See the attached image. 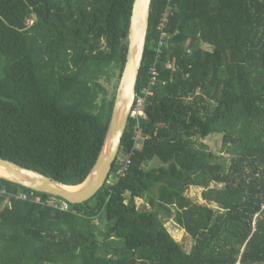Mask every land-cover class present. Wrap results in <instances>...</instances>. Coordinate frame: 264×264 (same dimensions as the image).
Here are the masks:
<instances>
[{
	"label": "trees",
	"instance_id": "trees-1",
	"mask_svg": "<svg viewBox=\"0 0 264 264\" xmlns=\"http://www.w3.org/2000/svg\"><path fill=\"white\" fill-rule=\"evenodd\" d=\"M133 2L0 0V158L64 186L86 180ZM154 66L143 138L130 117L92 199L64 208L0 178V264H264V0H153L138 95ZM212 136L219 153L204 143ZM169 220L193 239L190 251Z\"/></svg>",
	"mask_w": 264,
	"mask_h": 264
},
{
	"label": "water",
	"instance_id": "water-1",
	"mask_svg": "<svg viewBox=\"0 0 264 264\" xmlns=\"http://www.w3.org/2000/svg\"><path fill=\"white\" fill-rule=\"evenodd\" d=\"M153 0H134L127 39L125 65L120 76L111 118L103 146L86 180L77 191L66 189L55 180L14 162L0 158V175L16 185L29 190L59 197L73 205L92 199L108 181L117 160L124 133L128 127L131 111L137 95V83L144 59Z\"/></svg>",
	"mask_w": 264,
	"mask_h": 264
},
{
	"label": "built area",
	"instance_id": "built-area-1",
	"mask_svg": "<svg viewBox=\"0 0 264 264\" xmlns=\"http://www.w3.org/2000/svg\"><path fill=\"white\" fill-rule=\"evenodd\" d=\"M166 21H167V17H164L163 20H162L161 25L158 27V30H160L161 33H162V40L160 42V47L163 45V39L166 37V33L163 30ZM149 74H150V77H151L149 87L146 88V90H145V92L143 94H141V95L137 94L136 95L135 101H134V105H133V108H132V111H131V115H130L131 118L136 120L135 133H136V140L137 141H139V139L143 138L142 130H141V127H140V122H141V120H144V119L147 118V113H146V109H145V106H146V102H145L146 95L150 94L151 88L158 81L159 72H158V69L156 68V66H154V67H152L150 69ZM130 163H131V161L128 160L124 165L122 164L121 169L116 173V175H114L115 179L112 182H115L116 180L119 179L120 175L124 174V172L130 166ZM0 193L7 194L8 192H7L6 189H2ZM18 198L26 200V199H28V194L21 193L20 195L17 196V199ZM36 201L40 202L41 200L38 197V198H36ZM55 207H58V206H55ZM63 207L64 208L68 207L67 202L64 201Z\"/></svg>",
	"mask_w": 264,
	"mask_h": 264
},
{
	"label": "rangeland",
	"instance_id": "rangeland-1",
	"mask_svg": "<svg viewBox=\"0 0 264 264\" xmlns=\"http://www.w3.org/2000/svg\"><path fill=\"white\" fill-rule=\"evenodd\" d=\"M117 79L115 80L113 85L109 86L110 97H112L114 93H116L117 91V90L115 91V86L116 85L118 86ZM204 143H206L209 146L210 150H212L215 153H219L221 148V136L209 137L204 140ZM202 192H203L202 189L193 187L188 191V195L198 203H205L206 201L203 200ZM95 223L98 225L101 224L100 220L98 219L95 220ZM166 227L170 232V234L173 236V238L178 243H180L184 249L188 251L191 250L194 241L190 237V235H188L182 228H180L173 220L167 221Z\"/></svg>",
	"mask_w": 264,
	"mask_h": 264
},
{
	"label": "bare ground",
	"instance_id": "bare-ground-1",
	"mask_svg": "<svg viewBox=\"0 0 264 264\" xmlns=\"http://www.w3.org/2000/svg\"><path fill=\"white\" fill-rule=\"evenodd\" d=\"M0 175L1 176H4V177H8L4 172H0ZM81 188V186H77V187H67L66 189L70 190V191H77Z\"/></svg>",
	"mask_w": 264,
	"mask_h": 264
}]
</instances>
